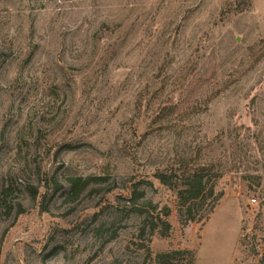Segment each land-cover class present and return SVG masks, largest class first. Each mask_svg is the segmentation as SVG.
Here are the masks:
<instances>
[{
    "label": "rangeland",
    "instance_id": "obj_1",
    "mask_svg": "<svg viewBox=\"0 0 264 264\" xmlns=\"http://www.w3.org/2000/svg\"><path fill=\"white\" fill-rule=\"evenodd\" d=\"M263 34L264 0H0V264H264ZM200 168L184 224L156 173Z\"/></svg>",
    "mask_w": 264,
    "mask_h": 264
},
{
    "label": "trees",
    "instance_id": "obj_2",
    "mask_svg": "<svg viewBox=\"0 0 264 264\" xmlns=\"http://www.w3.org/2000/svg\"><path fill=\"white\" fill-rule=\"evenodd\" d=\"M247 5H250V0H247ZM248 56L255 57L264 54V34L258 39V41L248 48ZM156 177L159 181L167 185L168 187L176 191L178 198V213L180 219L184 224L192 221H201L208 218V215L213 211L215 205L222 197V190L216 188L215 183H209V179L205 178L203 168L189 171L180 182H172L169 176L163 171H157ZM69 190L71 192L78 193L82 184L81 179L78 177H69L68 179ZM82 186V185H81ZM217 189V190H216ZM131 194L135 195V189ZM143 193H139L138 197L142 198ZM169 214L168 209H164L163 217L158 215L156 217L155 224L150 226V233L152 234L158 228V232L162 235H166L169 229V223L165 217ZM188 250L182 251H168L158 253L155 256V264H166L171 256L175 253H188ZM193 261V257H190L189 264Z\"/></svg>",
    "mask_w": 264,
    "mask_h": 264
}]
</instances>
